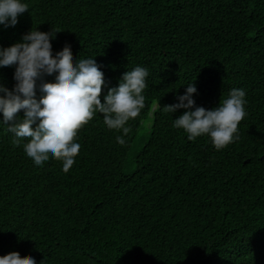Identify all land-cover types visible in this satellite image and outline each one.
<instances>
[{"label":"trees","instance_id":"1","mask_svg":"<svg viewBox=\"0 0 264 264\" xmlns=\"http://www.w3.org/2000/svg\"><path fill=\"white\" fill-rule=\"evenodd\" d=\"M0 46L57 32L53 55L95 58L103 96L135 66L148 69L145 107L116 143L102 114L78 131L68 173L34 166L0 124V257L36 264H264V0H24ZM15 68H0L12 90ZM54 82V77H46ZM194 83L211 110L246 91L239 139L217 152L188 141L165 113ZM40 93L37 91V99ZM155 107V109H153ZM18 115L23 116V112ZM2 120V114H0ZM141 151L131 158L139 139ZM129 167H133L128 170Z\"/></svg>","mask_w":264,"mask_h":264},{"label":"clouds","instance_id":"2","mask_svg":"<svg viewBox=\"0 0 264 264\" xmlns=\"http://www.w3.org/2000/svg\"><path fill=\"white\" fill-rule=\"evenodd\" d=\"M27 11L24 0H0V27H15ZM56 33L53 29L44 33L32 28L20 42L7 48L0 46V68L14 67L16 82L11 91L0 84V124L7 126L13 135L12 144L22 147L34 166L42 167L55 160L68 173L81 148L76 142L78 131L96 114H102L108 130L122 133L116 135V143L126 144L125 137L132 131L129 122L145 107L143 93L149 73L143 66L127 71L117 87L108 89L102 103L106 83L100 65L95 58L74 62L67 45L53 55L51 41ZM46 77H54V82H46ZM196 93L194 83L187 85L184 94L177 95L178 102L164 106L163 112L183 110L173 120V128L182 130L190 142L207 137L217 152L222 151L239 139L238 126L246 116V91L232 88L211 110L195 105ZM0 264L36 261L31 257L21 259L19 253L12 252L0 257Z\"/></svg>","mask_w":264,"mask_h":264},{"label":"rangeland","instance_id":"3","mask_svg":"<svg viewBox=\"0 0 264 264\" xmlns=\"http://www.w3.org/2000/svg\"><path fill=\"white\" fill-rule=\"evenodd\" d=\"M142 135H143V131L140 132L139 139L137 140V142H136V144H135V146H134V148H133V150L131 152V156H130L131 158H133V156H136L141 151V149L143 147L142 144L140 143V141L143 140L142 137H141ZM128 168H129L128 170H130L133 167L132 166L131 167L128 166Z\"/></svg>","mask_w":264,"mask_h":264}]
</instances>
